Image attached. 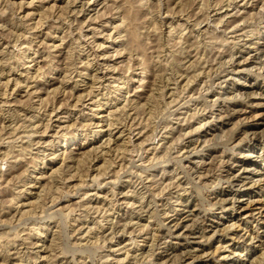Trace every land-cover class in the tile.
Segmentation results:
<instances>
[{
    "label": "rangeland",
    "instance_id": "rangeland-1",
    "mask_svg": "<svg viewBox=\"0 0 264 264\" xmlns=\"http://www.w3.org/2000/svg\"><path fill=\"white\" fill-rule=\"evenodd\" d=\"M88 1L0 0V264H264V0Z\"/></svg>",
    "mask_w": 264,
    "mask_h": 264
},
{
    "label": "bare ground",
    "instance_id": "bare-ground-1",
    "mask_svg": "<svg viewBox=\"0 0 264 264\" xmlns=\"http://www.w3.org/2000/svg\"><path fill=\"white\" fill-rule=\"evenodd\" d=\"M74 1H75V0H74ZM90 1H91V0H89L88 2L90 3ZM72 2H73V1H72ZM89 3H88V4H89ZM117 6H118V5H117ZM118 7H119V6H118ZM117 9H118V8H117ZM119 9H120V8H119ZM89 18H90V17H89ZM121 18H122V17H121ZM121 18H120V19H121ZM44 20H45V19H44ZM39 21H40V19H39ZM121 21H123V20H121ZM121 21H119V22H120V23H119L120 25H122ZM40 22H41V21H40ZM40 22H37V24H38V23L40 24ZM123 25H124V23H123ZM118 26H119V25H118ZM114 27H115V26H114ZM33 28H34V26H33ZM36 28H37V27H36ZM115 28H116V27H115ZM119 28H120V26H119ZM119 28H118V29H119ZM31 29H32V27H31ZM120 29H121V28H120ZM122 29H123V28H122ZM127 51H128V50H127ZM130 56H131V55H130ZM127 68H129V67H127ZM28 86H29V85H28ZM118 88H119V87H118ZM47 91H48V90H47ZM80 98H81V97H80ZM98 105H99V104H98ZM110 125H111V124H110ZM15 129H16V128H15ZM263 133H264V132H263ZM140 134H141V133H140ZM260 134H261V133H260ZM260 134H259V135H260ZM261 135H262V137L264 136L263 134H261ZM262 137H261V138H262ZM25 151H26V150H25ZM77 159H78V158H77ZM81 159H82V158H81ZM63 171H64V170H63ZM58 172H59V171H58ZM262 175H263V174H262ZM38 176H39V175H38ZM60 176H61V174H60ZM233 177H234V176H233ZM263 177H264V176H263ZM67 178H68V177H67ZM181 218H182V217H181ZM173 224H174V223H173ZM178 224H179V223H178ZM176 226H177V224H176ZM176 226H175V227H176ZM186 226H188V225H186ZM186 226H185V227H186ZM190 226H191V225H190ZM188 227H189V226H188ZM193 227H194V226H193ZM186 253H187V252H186ZM188 254H189V252H188ZM192 254H193V253H192Z\"/></svg>",
    "mask_w": 264,
    "mask_h": 264
}]
</instances>
